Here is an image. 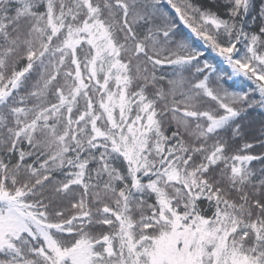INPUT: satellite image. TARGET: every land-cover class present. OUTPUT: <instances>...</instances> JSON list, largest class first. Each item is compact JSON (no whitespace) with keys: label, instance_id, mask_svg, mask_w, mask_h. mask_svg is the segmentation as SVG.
<instances>
[{"label":"snow or ice","instance_id":"obj_1","mask_svg":"<svg viewBox=\"0 0 264 264\" xmlns=\"http://www.w3.org/2000/svg\"><path fill=\"white\" fill-rule=\"evenodd\" d=\"M256 108L264 0H0V264H264Z\"/></svg>","mask_w":264,"mask_h":264},{"label":"trees","instance_id":"obj_2","mask_svg":"<svg viewBox=\"0 0 264 264\" xmlns=\"http://www.w3.org/2000/svg\"><path fill=\"white\" fill-rule=\"evenodd\" d=\"M257 2H259V0H257ZM165 7L167 8L166 5ZM209 58H213L211 54H209ZM261 121H264V111L259 108L249 110L245 123L251 125V131L255 136L259 135Z\"/></svg>","mask_w":264,"mask_h":264}]
</instances>
